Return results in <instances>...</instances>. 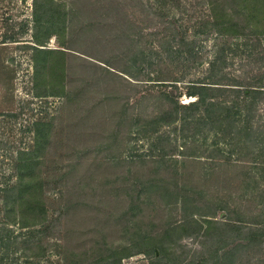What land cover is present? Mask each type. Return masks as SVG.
I'll return each mask as SVG.
<instances>
[{
    "label": "rangeland",
    "instance_id": "obj_1",
    "mask_svg": "<svg viewBox=\"0 0 264 264\" xmlns=\"http://www.w3.org/2000/svg\"><path fill=\"white\" fill-rule=\"evenodd\" d=\"M53 1L64 5L71 14L69 31L61 37L70 55L67 100L34 96L31 47L36 45L37 34L41 36L35 23L36 0H0V236L6 237V242L9 234L3 228H9L13 241L10 248L4 246L0 251V264H57L59 253L85 254V260L90 261L121 246H129L132 253L145 250L144 237H154L170 223L177 224L182 219L180 204L160 193H145V187L151 180L157 185L164 186V181H169L174 188L183 187L184 179H196L201 173L198 164H190L183 176L182 168L173 162L179 158L167 159L175 166L167 171L155 164L157 157L145 159L146 163L141 159L131 161V154L146 157L154 154L153 141L148 134L143 135L147 118L139 119L132 128V117L139 113L151 117L156 112L158 105L151 96H158L163 89L153 85L161 83L157 80H174L185 74L176 64L157 65L150 59L141 66H133L131 41L146 47V52L156 58L150 50L156 35L168 34L165 30L173 26L174 20L179 26H193L194 21L187 18L206 11L203 0ZM43 2L38 0V4ZM230 9L233 10V5ZM156 11L161 14L156 15ZM165 15L171 20L165 21ZM58 43L53 37L47 46L56 49ZM214 45V39L207 44L203 51L206 58L213 56ZM239 61L240 57H236L235 69ZM194 73L195 68L187 72V77H193ZM131 74L141 81L132 79ZM190 100L186 96L181 98L183 102ZM41 116L55 118L47 151L52 172L44 189L46 205L52 216L58 217L57 211L64 214L48 233L47 239L51 240L47 246L48 260L39 263L30 257L33 251H26L39 241V234L10 223L12 219L3 210L1 189L14 181L15 160L21 151L33 145L32 123ZM77 156L81 159L74 162ZM62 176L65 179L60 180ZM211 184L215 188L216 181ZM234 184L228 191L221 188L223 200L228 192L235 199L228 205L230 210L219 207V222L226 215L239 219L241 210L247 213L245 204L237 198L239 191ZM138 192L141 198L135 200ZM248 207L255 208L251 204ZM171 238L173 243L165 264L175 261L179 264V259L183 260L181 264L197 262L203 251H213L220 244L214 236L206 239L192 231L175 233ZM263 258L264 247H252L237 264H264ZM153 261L148 255L136 254L121 264Z\"/></svg>",
    "mask_w": 264,
    "mask_h": 264
},
{
    "label": "trees",
    "instance_id": "obj_2",
    "mask_svg": "<svg viewBox=\"0 0 264 264\" xmlns=\"http://www.w3.org/2000/svg\"><path fill=\"white\" fill-rule=\"evenodd\" d=\"M43 1L38 4L36 0L35 23L41 36L37 34L36 45L31 47L34 96L67 100V58L70 55L61 37L69 31L71 14L62 4ZM203 3L206 5L204 13L199 11L196 17L187 18L194 21L193 26H179L174 20L173 26L165 30L168 34L156 35L150 50L162 62L156 61L149 50L146 52V47L131 41L133 66H141L150 59L157 65L176 64L179 70L185 71L174 80H157L161 83L153 85L163 89L151 98L158 109L149 115L151 117L139 113L131 122L133 128L139 119L147 118L143 135L148 134L153 141L151 151L154 153L148 157L131 154V161L141 159L146 163L145 159L157 157L155 164L167 171L170 166L175 167L168 161L179 158L173 162L182 168L183 176L190 164L200 167V176L184 179L183 187L174 188L164 180V186L151 180L145 187V193H160L180 204L182 219L177 224L170 223L154 237H144L145 250L132 253L129 246H121L90 261L85 260V254L59 253L57 264H121L136 254L154 258L151 264H165L173 243L171 236L188 231L206 239L214 236L220 242L213 251H203L198 261L191 264H237L252 247H264V0H203ZM168 20L171 19L166 16L165 21ZM53 37L59 42V48H48ZM213 39L215 51L208 59L203 51ZM236 57H240V61L235 69ZM193 68L194 76L187 77V72ZM132 75V79L141 81ZM183 96L192 100L183 102ZM54 123L55 118L44 116L32 123L33 145L19 153L12 174L14 181L7 182L1 189L3 210L12 219L10 223L39 234V241L26 248L33 251L30 257L39 263L48 260L47 246L51 241L47 239L48 233L64 214V211H57L58 217L50 214L44 191L51 180L47 151ZM80 159L77 156L74 162ZM214 181L215 188L211 184ZM233 182L239 191L237 198L245 204L247 213L241 210L239 219L226 215L219 222L220 206L228 210L229 203L235 199L228 192L224 201L220 196L221 188L228 191ZM138 194L135 200L141 198ZM248 204L255 208H249ZM10 223L7 225H12ZM3 229L9 236L6 242V237L0 236V251L13 244L10 229ZM182 261L179 259V264Z\"/></svg>",
    "mask_w": 264,
    "mask_h": 264
}]
</instances>
